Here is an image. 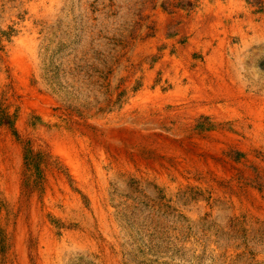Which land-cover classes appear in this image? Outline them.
Wrapping results in <instances>:
<instances>
[{
    "label": "rangeland",
    "instance_id": "rangeland-1",
    "mask_svg": "<svg viewBox=\"0 0 264 264\" xmlns=\"http://www.w3.org/2000/svg\"><path fill=\"white\" fill-rule=\"evenodd\" d=\"M0 264H264V0H0Z\"/></svg>",
    "mask_w": 264,
    "mask_h": 264
}]
</instances>
